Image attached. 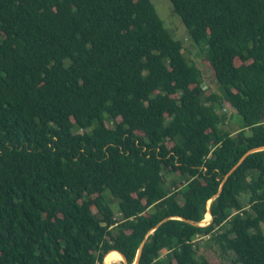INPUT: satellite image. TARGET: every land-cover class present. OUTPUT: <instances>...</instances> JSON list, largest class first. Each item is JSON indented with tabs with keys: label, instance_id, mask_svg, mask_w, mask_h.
Wrapping results in <instances>:
<instances>
[{
	"label": "trees",
	"instance_id": "trees-1",
	"mask_svg": "<svg viewBox=\"0 0 264 264\" xmlns=\"http://www.w3.org/2000/svg\"><path fill=\"white\" fill-rule=\"evenodd\" d=\"M170 1L215 94L151 0H0V264H264V0Z\"/></svg>",
	"mask_w": 264,
	"mask_h": 264
},
{
	"label": "rangeland",
	"instance_id": "rangeland-1",
	"mask_svg": "<svg viewBox=\"0 0 264 264\" xmlns=\"http://www.w3.org/2000/svg\"><path fill=\"white\" fill-rule=\"evenodd\" d=\"M153 5L155 6V11L163 22L165 29L172 35L174 39H176L182 46V53L184 58L188 61L189 64L198 68L202 75L201 79L204 83V90L206 91L205 95H212L218 92L217 87L214 81L211 79V72L206 67L200 45L197 46L193 43V40L190 39L188 31L182 24L180 18L173 12V6L170 0H151ZM204 49V47H203ZM220 114L226 116L225 125L223 129L231 134H236L239 131L241 126V118L235 114L232 108L228 105H223L222 109L219 111ZM171 180H175L173 174L167 176V182L170 183ZM178 182V181H176ZM109 199V198H108ZM243 204L247 205V198L243 197ZM117 201L111 202L112 210L116 217L117 214ZM210 205V203H209ZM208 215V214H205ZM205 220V217H204ZM202 221L205 225H208L211 221L210 216L208 215V222ZM262 230L264 233V224L262 225ZM212 243L208 241V238H200L196 243L197 245V255L199 257H204L211 264H236L233 262L234 255L229 253L227 255L222 254L216 246L211 245ZM123 262V261H121ZM121 262L115 263L119 264Z\"/></svg>",
	"mask_w": 264,
	"mask_h": 264
},
{
	"label": "bare ground",
	"instance_id": "bare-ground-1",
	"mask_svg": "<svg viewBox=\"0 0 264 264\" xmlns=\"http://www.w3.org/2000/svg\"><path fill=\"white\" fill-rule=\"evenodd\" d=\"M204 222H208V215H205ZM200 223H201V225H205L203 222H200ZM121 261H123L122 256L119 255L118 253H114V254H111L108 257H106V259L104 260V264H115V263H118Z\"/></svg>",
	"mask_w": 264,
	"mask_h": 264
},
{
	"label": "water",
	"instance_id": "water-1",
	"mask_svg": "<svg viewBox=\"0 0 264 264\" xmlns=\"http://www.w3.org/2000/svg\"><path fill=\"white\" fill-rule=\"evenodd\" d=\"M202 86H204V83L202 84ZM257 151H264V147L263 148H259V149H257V150H254V151H251V152H249L242 160H241V162L249 155V154H251L252 152H257ZM211 203H212V201L210 202V205H211ZM210 205H209V207H210ZM209 214V213H208ZM210 215V214H209ZM140 253H141V250H139V252H138V254H137V256H136V259H135V262H134V264H138V261H139V257H140ZM121 255V254H120ZM122 256V255H121ZM122 258H123V262L125 263V264H127V262H126V260L124 259V257L122 256Z\"/></svg>",
	"mask_w": 264,
	"mask_h": 264
}]
</instances>
